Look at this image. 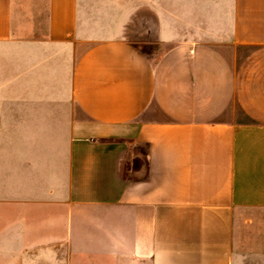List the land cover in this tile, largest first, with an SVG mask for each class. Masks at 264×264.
<instances>
[{"label":"crops","instance_id":"crops-1","mask_svg":"<svg viewBox=\"0 0 264 264\" xmlns=\"http://www.w3.org/2000/svg\"><path fill=\"white\" fill-rule=\"evenodd\" d=\"M44 12L18 36L16 0H0V91L58 137L56 192L11 226L40 256L0 245V264H246L251 245L264 264V0ZM133 37L170 47L154 62Z\"/></svg>","mask_w":264,"mask_h":264},{"label":"rangeland","instance_id":"rangeland-1","mask_svg":"<svg viewBox=\"0 0 264 264\" xmlns=\"http://www.w3.org/2000/svg\"><path fill=\"white\" fill-rule=\"evenodd\" d=\"M46 0H16V22L18 36H34L44 28ZM43 14H42V12ZM135 39V37H133ZM139 48L152 61H156L170 44L138 41ZM0 91V245L2 256L23 258L25 253L40 256V250L22 247L27 234L12 230L11 226L23 224L25 214L39 213L43 193L56 192V184L48 185L49 176L56 177L55 161L46 164L49 151L55 150L56 135H46L43 122L32 120L42 111L40 105L9 103L14 93L2 82ZM48 171L51 173L48 174ZM264 227V223L260 224ZM264 241V240H263ZM10 246V247H9ZM9 248V249H8ZM253 245L244 249L243 257L248 264V256L255 249Z\"/></svg>","mask_w":264,"mask_h":264}]
</instances>
